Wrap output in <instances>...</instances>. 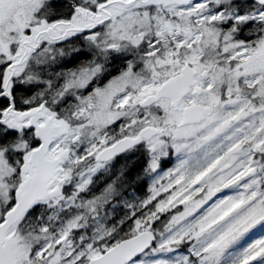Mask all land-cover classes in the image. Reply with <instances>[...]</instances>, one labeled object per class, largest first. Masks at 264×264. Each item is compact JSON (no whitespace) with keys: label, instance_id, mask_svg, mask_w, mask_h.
<instances>
[{"label":"snow or ice","instance_id":"1","mask_svg":"<svg viewBox=\"0 0 264 264\" xmlns=\"http://www.w3.org/2000/svg\"><path fill=\"white\" fill-rule=\"evenodd\" d=\"M0 264H264V0H0Z\"/></svg>","mask_w":264,"mask_h":264}]
</instances>
